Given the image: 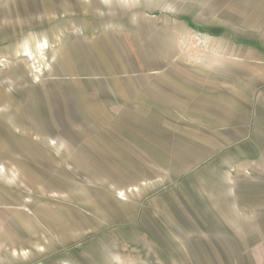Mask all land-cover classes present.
<instances>
[{"label":"rangeland","instance_id":"374dc122","mask_svg":"<svg viewBox=\"0 0 264 264\" xmlns=\"http://www.w3.org/2000/svg\"><path fill=\"white\" fill-rule=\"evenodd\" d=\"M0 264H264V0H0Z\"/></svg>","mask_w":264,"mask_h":264},{"label":"crops","instance_id":"0c3cea01","mask_svg":"<svg viewBox=\"0 0 264 264\" xmlns=\"http://www.w3.org/2000/svg\"><path fill=\"white\" fill-rule=\"evenodd\" d=\"M158 76H160V79L159 80H157V79H154V82H159V83H161L162 84V86H163V84L164 85H166V87L167 88H169V89H176V92L177 93H180L182 96V98H181V102H179L178 104H181V106L183 107L184 105H187V103L186 102H184V100L182 101V99H184L185 98V96H184V94H185V80L183 79V80H173V79H171V78H168V79H166L165 77H171V76H165V75H155L154 77H158ZM162 78V79H161ZM194 81V80H193ZM145 82H149V80H145ZM195 82V81H194ZM152 88L153 87H155L153 84L152 85H150ZM146 87H149V85L148 84H146ZM197 87L198 88H200V86L199 85H197ZM146 98H147V96H146ZM136 102H137V98H136ZM135 102V103H136ZM133 104V103H132ZM175 112V111H174ZM227 258H233V256L232 255H228V256H226Z\"/></svg>","mask_w":264,"mask_h":264}]
</instances>
